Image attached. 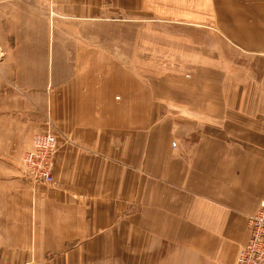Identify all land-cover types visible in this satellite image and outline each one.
Segmentation results:
<instances>
[{
  "label": "crops",
  "instance_id": "0c3cea01",
  "mask_svg": "<svg viewBox=\"0 0 264 264\" xmlns=\"http://www.w3.org/2000/svg\"><path fill=\"white\" fill-rule=\"evenodd\" d=\"M80 11L153 25L132 39L121 26L118 59L110 28L69 46L40 0H0V32L13 26L0 33L12 92L0 139L21 160L49 123L59 138L55 184L20 166L4 193L7 229L29 242L8 264H234L264 200V0H85ZM137 50L160 70L133 72L151 58Z\"/></svg>",
  "mask_w": 264,
  "mask_h": 264
},
{
  "label": "rangeland",
  "instance_id": "374dc122",
  "mask_svg": "<svg viewBox=\"0 0 264 264\" xmlns=\"http://www.w3.org/2000/svg\"><path fill=\"white\" fill-rule=\"evenodd\" d=\"M2 1V0H1ZM16 1H22V0H16ZM11 2V1H9ZM82 2V3H81ZM85 0H40V4L41 7L44 9V11H46L48 9V13H49V17H50V22H52L53 24H55L54 20H56V22H62V28L61 30H63V33H65V35L67 36L66 40V44L69 46H73L74 43H78L81 42V44H85L84 41L88 40L89 43H95L93 42V36L92 34L94 33V31H99V30H103V29H107L110 28L111 30V35H112V43L116 44L114 54L116 55V57L119 59L121 58V49H120V27L121 26H127L128 28V35H129V39L133 38V35L131 34V32L135 31L136 28L135 27H145L147 25H153V22L151 21H137V20H133V21H128V23H123L120 22L119 19L112 21V22H107L106 25L105 22L104 23H97V22H92V21H84L82 20V18H84L83 16H85L86 14H84L82 11H80L81 9V4H84ZM113 9V7H112ZM117 14H113L112 16H116ZM137 21V22H136ZM133 22V23H131ZM61 23V24H62ZM17 24H15V29ZM77 26H79V29L81 30L80 32L83 33L84 36H87V39H83V38H79V37H74L71 33V28L76 29ZM12 28L13 30V26L9 27V24H4V27L1 29L2 35H7L10 31V29ZM34 28V26H33ZM39 34V33H38ZM150 37H153V34L151 32H149ZM95 35L97 36L96 39H100L98 36V33H95ZM50 37H51V43L50 46L51 48L54 47L58 37H57V28L52 27L51 32H50ZM32 38V37H31ZM30 38V39H31ZM70 39V41H69ZM69 41V43H68ZM32 41H30L28 38H25L24 41L22 42H17V43H13L11 44V51L14 52V55L17 57L18 53H21V51L23 50H27L30 48ZM131 43V41H130ZM65 44V45H66ZM131 49V47H130ZM151 50L148 51H136L134 57L135 58H139L140 56H146L147 54H149L151 56ZM140 54V55H139ZM132 53L130 52V58ZM7 54L6 52H4V50L2 51L0 49V119L2 120V122L0 123L1 125V133L3 134V138H5V133H6V124L4 123V111L3 110L6 106H9L12 104V101H10V99H4L5 97H2L4 94H7V96H10L12 94L10 88L5 90L2 87V83L7 82L2 81L3 78V74H2V69L4 67V65H8L7 63V58H6ZM133 57V58H134ZM153 57L151 56V58H147V62L146 65H140L138 67H134L132 66V71L135 72L136 74H141V75H146L147 77H150L151 75H154L155 73H157L159 70L156 71V68L158 66L155 65V63L152 62ZM138 60H135V62H137ZM182 76H187L185 73L180 72ZM140 75V76H141ZM8 80H10V82H17V78L18 76L16 74L12 75V76H7L6 77ZM141 78V77H140ZM154 83V82H152ZM7 84V83H5ZM7 86V85H6ZM10 90V91H9ZM10 93V94H9ZM4 100V101H3ZM4 102L7 103L4 105ZM51 124V123H50ZM12 125V124H11ZM13 126V125H12ZM52 127H54L52 125ZM47 129L41 131V132H37V133H42L44 131H46ZM55 130V129H54ZM35 133V134H37ZM55 134L57 135L56 131ZM33 141V140H32ZM59 141V138H58ZM26 150V149H25ZM27 151V150H26ZM15 147L11 148L9 150V148L7 147V144L5 141L2 142V140L0 139V264H8L9 262H19L21 260H23V258L25 257L22 253V251L20 250H15L13 249V246H18L19 248L22 247L24 244H29V242L24 243L23 242V236L20 233H13V228L12 227H8L7 229V223L8 220H10V213H12L13 211L11 210V203H10V199L8 197L9 202L5 204V197H4V193L5 191H7V193L9 192V189H12V182H16L17 179L21 178L22 176L24 177L22 170V160L23 157L25 155L21 152L22 156H21V160L19 159L20 156L17 154H13L12 156H8V154L11 153H15ZM20 154V155H21ZM21 161L22 165L19 163ZM21 166V167H20ZM25 170V168H24ZM25 237H32V235L27 234ZM33 241H30V243ZM31 245H33L31 243ZM87 264V263H86ZM113 264H120L119 261H115L113 262Z\"/></svg>",
  "mask_w": 264,
  "mask_h": 264
},
{
  "label": "built area",
  "instance_id": "2783aa9c",
  "mask_svg": "<svg viewBox=\"0 0 264 264\" xmlns=\"http://www.w3.org/2000/svg\"><path fill=\"white\" fill-rule=\"evenodd\" d=\"M58 135L52 124L42 133L34 134L30 148L25 151L22 163L25 178L32 184H55L53 179L54 158L58 153ZM248 218L251 237L240 248L234 264H264V200Z\"/></svg>",
  "mask_w": 264,
  "mask_h": 264
}]
</instances>
